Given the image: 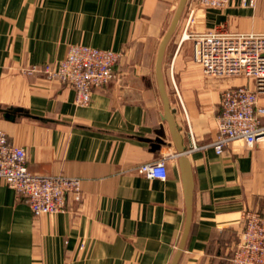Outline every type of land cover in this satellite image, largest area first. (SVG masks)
<instances>
[{
    "label": "crops",
    "instance_id": "crops-1",
    "mask_svg": "<svg viewBox=\"0 0 264 264\" xmlns=\"http://www.w3.org/2000/svg\"><path fill=\"white\" fill-rule=\"evenodd\" d=\"M190 1L161 61L182 157L155 69L180 0H0V127L25 147L31 173L79 177L82 195L68 197L64 212L35 215L0 179V264H172L187 220L188 166L190 224L175 264L227 263L243 211L264 210V143L190 150L214 138L221 90L247 82L208 76L193 59L177 58L182 41L172 49L171 41ZM205 26L264 32V0L209 8ZM71 44L120 53L116 77L93 89L88 105H77L66 83L23 71L60 61ZM169 50L175 58H166ZM160 126L166 136L153 149ZM162 155L166 178L138 171Z\"/></svg>",
    "mask_w": 264,
    "mask_h": 264
},
{
    "label": "built area",
    "instance_id": "built-area-1",
    "mask_svg": "<svg viewBox=\"0 0 264 264\" xmlns=\"http://www.w3.org/2000/svg\"><path fill=\"white\" fill-rule=\"evenodd\" d=\"M255 7L256 0H191L184 34L193 42V60L204 74L216 78H245L247 82L224 87L220 93L217 131L205 145L218 154L241 140L248 147L264 143V32H232L205 26L209 8H225L233 2ZM183 37V36H182ZM120 53L85 44H71L56 63L31 64L23 71L47 79H57L75 90V103L88 105L93 89L116 77L115 64ZM143 163L138 171L149 178H166V160ZM0 179H3L35 215L64 212L68 197L79 201L81 179L62 174L31 173L26 149L10 140L0 127ZM225 264H264V210L246 209L242 213L239 240Z\"/></svg>",
    "mask_w": 264,
    "mask_h": 264
},
{
    "label": "water",
    "instance_id": "water-1",
    "mask_svg": "<svg viewBox=\"0 0 264 264\" xmlns=\"http://www.w3.org/2000/svg\"><path fill=\"white\" fill-rule=\"evenodd\" d=\"M185 1L186 0H180L179 5L177 7V10L175 12L174 18L171 22V25L169 26L167 32L165 33V35L162 38V41L160 43V47L158 50L157 58H156V67H155L158 86H159V90H160L162 100H163L164 117H165L166 121L168 122L169 130L171 133L173 143L176 147V150L182 157L185 153V148H184L183 143H182V137L178 133V130L176 129V125H175L174 118H173L174 110L172 107H170L169 98H168V95H167L166 90H165L163 76H162V70H161V61L163 58V53H164V48H165L166 42L168 41V39L172 35V33H173L177 23H178V20H179L180 14L182 12V9L184 7ZM3 115L6 118H12V114L9 112V110H3ZM155 134H156V137L153 140H151L150 142H151V146L153 149H158V148H160L161 140L163 138H165V136H166L163 126H160L158 129H156ZM190 198H191V171H190V167L188 166V168H187V205H188L187 220H186V225H185V229L183 232V236H182L180 245H179L177 253H176V255L172 261V264L176 263L178 256L184 247V241H185L187 231H188V227L190 224Z\"/></svg>",
    "mask_w": 264,
    "mask_h": 264
},
{
    "label": "rangeland",
    "instance_id": "rangeland-1",
    "mask_svg": "<svg viewBox=\"0 0 264 264\" xmlns=\"http://www.w3.org/2000/svg\"><path fill=\"white\" fill-rule=\"evenodd\" d=\"M188 11H189V8H188ZM187 14H188V12H187ZM185 24H186V17H185L184 26H183V28L180 31L181 34L174 36V39L171 41V45H172L171 46V49L177 43L179 44V42L181 40L182 41L181 42L182 43L181 44V48L179 49L178 53H176L177 58H181V59H193V42H192L191 39H188V38L185 37V35H183L184 29H185ZM171 52H170V50L168 51V54H167L166 58H175V57H173V51H171ZM231 78H233V77H231Z\"/></svg>",
    "mask_w": 264,
    "mask_h": 264
},
{
    "label": "bare ground",
    "instance_id": "bare-ground-1",
    "mask_svg": "<svg viewBox=\"0 0 264 264\" xmlns=\"http://www.w3.org/2000/svg\"><path fill=\"white\" fill-rule=\"evenodd\" d=\"M184 35H185V37H186V34H184ZM185 37H184V38H185Z\"/></svg>",
    "mask_w": 264,
    "mask_h": 264
}]
</instances>
